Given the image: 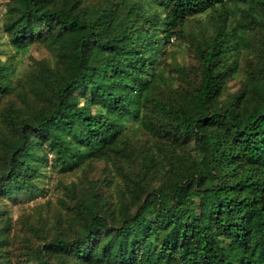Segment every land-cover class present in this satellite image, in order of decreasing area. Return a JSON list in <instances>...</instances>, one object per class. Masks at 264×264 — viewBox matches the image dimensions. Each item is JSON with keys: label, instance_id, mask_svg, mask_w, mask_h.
Returning a JSON list of instances; mask_svg holds the SVG:
<instances>
[{"label": "trees", "instance_id": "1", "mask_svg": "<svg viewBox=\"0 0 264 264\" xmlns=\"http://www.w3.org/2000/svg\"><path fill=\"white\" fill-rule=\"evenodd\" d=\"M4 4L0 264H264V0Z\"/></svg>", "mask_w": 264, "mask_h": 264}, {"label": "rangeland", "instance_id": "2", "mask_svg": "<svg viewBox=\"0 0 264 264\" xmlns=\"http://www.w3.org/2000/svg\"><path fill=\"white\" fill-rule=\"evenodd\" d=\"M5 1L0 0V24L3 21V16L5 13ZM206 20V17H203ZM5 34L1 35V41H4L6 38ZM180 42L174 39V48L180 50L184 49V46H180ZM2 50L7 51L8 53H14L17 56V73H22L29 64V56H43L46 54V50L43 47L37 46V44H29L23 49H17L16 46L3 44L1 46ZM0 56L5 58V54L0 52ZM181 56V55H180ZM182 58V56L180 57ZM58 178H63L65 180H72L76 178L75 174L67 173L65 175L58 174L57 170L54 168L46 169V173L40 178V185H35V189L30 191L26 190L16 196L8 197V201L11 203L12 214L17 217L21 212L28 210L34 204L44 201L47 198L56 199L58 194Z\"/></svg>", "mask_w": 264, "mask_h": 264}]
</instances>
